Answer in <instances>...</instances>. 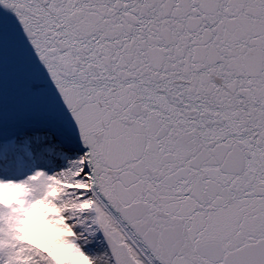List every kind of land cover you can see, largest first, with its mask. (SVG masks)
<instances>
[{
    "label": "snow or ice",
    "instance_id": "snow-or-ice-1",
    "mask_svg": "<svg viewBox=\"0 0 264 264\" xmlns=\"http://www.w3.org/2000/svg\"><path fill=\"white\" fill-rule=\"evenodd\" d=\"M0 264H264V0H0Z\"/></svg>",
    "mask_w": 264,
    "mask_h": 264
}]
</instances>
